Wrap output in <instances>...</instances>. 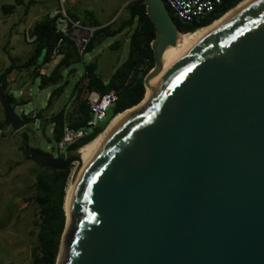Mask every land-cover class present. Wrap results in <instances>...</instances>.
I'll use <instances>...</instances> for the list:
<instances>
[{
	"label": "water",
	"instance_id": "1",
	"mask_svg": "<svg viewBox=\"0 0 264 264\" xmlns=\"http://www.w3.org/2000/svg\"><path fill=\"white\" fill-rule=\"evenodd\" d=\"M142 3L154 26L151 96L81 169L55 264H264V0L164 68L181 32L163 0ZM0 104L5 123L25 126L2 87ZM75 150L25 154L64 170Z\"/></svg>",
	"mask_w": 264,
	"mask_h": 264
},
{
	"label": "trees",
	"instance_id": "2",
	"mask_svg": "<svg viewBox=\"0 0 264 264\" xmlns=\"http://www.w3.org/2000/svg\"><path fill=\"white\" fill-rule=\"evenodd\" d=\"M16 1L20 2V0ZM241 1L243 0H222L221 4L212 12L202 17L193 18L190 21L179 19L170 9L169 12L174 18L179 31L187 33L210 25L214 20L219 19L220 16H223L225 12H228L229 9L231 10L232 7L238 5ZM57 5L59 7L58 1ZM13 7V5H2L5 13L11 12ZM27 9L28 7L25 10L26 13ZM125 9L126 16L121 19L116 27L112 23L102 25L98 20L94 19L91 12L88 10L84 11L86 18L90 19L88 20L89 25L95 26V30L86 45L85 52L93 50L105 38L114 37L130 29L126 58L114 69L108 79H104L98 74L96 62H89L84 65L85 73L83 78H87L86 89L88 91L96 90L101 94L109 90L117 92V100L112 106V114L109 119L125 111L127 108L136 106V104H139L144 99L143 97L146 94L144 78L154 66V54L151 48V41L154 37V26L146 14L145 5L142 3V0H130L126 3ZM66 11L72 18L81 20L78 15L70 12V10L67 9ZM31 31L36 37L31 43L29 56L20 62L12 59L9 65L0 70V87H2L5 96L12 104H14L15 99L8 90V75L14 69H31L32 77L34 79L40 78L39 87L43 88L59 83L63 79L61 71L70 68L73 63L80 61L82 57V54L76 50L74 43L69 38H65L61 50V58L49 74H41L40 70L53 60L52 51L60 38V34L56 31L55 17H51L49 13L44 14L39 20L34 22ZM119 45V41L115 40L109 46L117 48ZM67 83L68 78L65 79L63 84L53 89L49 95L48 103L53 96H59L63 92V88ZM80 83L81 80H77L73 86L71 94L74 98L71 96L72 105L66 114L63 107L47 119V122L52 124V135L56 142L61 138L64 126L78 128L90 117L87 100L81 97L82 87ZM20 115L25 124L33 120L23 112ZM37 117H40L38 111ZM106 124L97 126L88 136L70 144L67 150L80 149L89 143L107 127ZM6 126L10 125L5 123L4 120L0 122V129ZM27 140L28 136L24 132L23 150L28 147ZM71 171V166L61 170L38 164L32 191L29 196L24 197L26 201L36 206L37 209L38 229L35 245L31 249L32 264H55L61 235L65 226V197Z\"/></svg>",
	"mask_w": 264,
	"mask_h": 264
},
{
	"label": "rangeland",
	"instance_id": "3",
	"mask_svg": "<svg viewBox=\"0 0 264 264\" xmlns=\"http://www.w3.org/2000/svg\"><path fill=\"white\" fill-rule=\"evenodd\" d=\"M69 1L65 5L66 10H71L68 5ZM123 1L75 0V7L76 11H79L78 16L82 21H86L84 7L99 18L111 13V10L116 8L119 13L113 24L118 25L121 19L126 16V4L123 5ZM2 5H13L14 7L11 12L5 13ZM55 9H58L56 0H20V2L0 0V70L9 65L12 59L20 62L29 56L31 44L24 40V31L31 28L34 22L44 14L52 13ZM129 30L120 36L105 38L93 50L83 53L80 61L73 63L64 72L63 80L57 84L40 88V78L34 79L31 69H14L9 74L8 86V90L15 99L12 104L14 110L19 114L21 112L29 114L31 111L45 112L50 93L56 86L63 84L66 78H68V83L63 88V92L59 96L55 95L51 98L49 107L54 106L57 109L70 102L71 108V93L75 82L81 80L80 85H86V82L83 81L84 65L96 62L98 74L102 78L108 79L114 69L126 58ZM115 40L119 41V47H110L109 45ZM43 70L44 73L40 70L41 74L50 72V69H46V67ZM84 96L85 90L81 94L82 98ZM111 114L112 107L108 109L106 118L99 123V126L110 124L114 118L109 120ZM39 119L28 122L15 134H11V127L4 134H1L0 131V264H32L31 249L36 242L37 209L24 197L29 196L32 191L38 164L26 158L22 149L23 133L26 132L28 136L27 145L29 148H38L43 152L51 153L54 157L67 152V150L60 152L57 149V142L53 138L50 127H47L46 121L43 122V126H40ZM3 120L4 111L0 104V122ZM107 124L106 126L109 125ZM76 163L71 165L72 171Z\"/></svg>",
	"mask_w": 264,
	"mask_h": 264
},
{
	"label": "built area",
	"instance_id": "4",
	"mask_svg": "<svg viewBox=\"0 0 264 264\" xmlns=\"http://www.w3.org/2000/svg\"><path fill=\"white\" fill-rule=\"evenodd\" d=\"M59 7L49 15L55 17L56 31L60 34V38L52 51V56L56 57L61 54L62 46L65 38H69L75 45L76 50L83 54L86 45L91 38L94 26L84 24L79 19L72 18L66 11L65 5L68 0H57ZM174 15L183 21H190L193 18H198L212 12L222 0H163ZM24 40L31 44L35 40V34L32 33L31 28L24 31ZM43 69H41L42 71ZM87 84V78H83ZM82 92L85 90L84 98L87 100L90 109V117L82 126L72 128L64 126V131L61 138L57 141V149L61 152L67 150L68 146L78 139L88 136L94 128L99 126L107 116V111L113 106L117 100V92L109 90L105 93H99L96 90L88 91L86 85L82 86ZM82 94V93H81ZM64 113L70 109L69 104L64 106ZM33 120L37 119V111H31L26 114ZM110 120V119H109ZM12 129V128H11ZM13 132L16 130L12 129ZM68 151V150H67ZM63 153L60 154L62 156Z\"/></svg>",
	"mask_w": 264,
	"mask_h": 264
},
{
	"label": "bare ground",
	"instance_id": "5",
	"mask_svg": "<svg viewBox=\"0 0 264 264\" xmlns=\"http://www.w3.org/2000/svg\"><path fill=\"white\" fill-rule=\"evenodd\" d=\"M252 0H243L238 5L233 7L231 10L226 12L223 16H221L219 19L215 20L213 23H211L208 26H204L201 28H198L197 30L193 32H187V33H181L177 36L176 44L173 46H169L165 52L163 53V56L161 57V67H165L172 59H174L177 55L180 53L186 51L191 45L195 43V41L202 38L205 34H207L213 27L233 15L236 11L241 9L243 6H245L247 3H249ZM153 69L147 74L145 83L148 85L149 82H152L155 77H152ZM147 95L145 94L144 99L137 104L136 106L126 109L125 111L117 114L110 122V124L107 126L106 129H104L97 137L92 139L89 143L82 146L80 149H77L73 152L77 156V159L75 160L76 166L74 167L70 179L67 186V192L65 197V210L67 214V222L69 220V209H68V200L70 192L75 184V181L87 162L88 158L91 156V154L94 152V150L100 145V143L105 139V137L110 133V131L115 127V125L121 121L125 116L129 115L132 112H135L142 108L145 104H147L146 100H149L150 95V89L147 87L146 90ZM146 102V103H145Z\"/></svg>",
	"mask_w": 264,
	"mask_h": 264
},
{
	"label": "crops",
	"instance_id": "6",
	"mask_svg": "<svg viewBox=\"0 0 264 264\" xmlns=\"http://www.w3.org/2000/svg\"><path fill=\"white\" fill-rule=\"evenodd\" d=\"M128 1H130V0H124L123 1V5H125ZM68 5H69V8L72 10H70V12H72V13H74V14H76V15H79L78 14V12L79 11H76V7H75V0H70L69 1V3H68ZM124 7V6H123ZM120 8V7H119ZM85 10H88L89 12H91L92 14H93V17H94V19H96V20H98L102 25H105V24H109V23H112V25H114L113 23H114V21H115V17H116V15L119 13V10L118 9H116V8H113L111 11V13L109 12L107 15H102V17L101 18H99V17H97V15L96 14H94L91 10H89L88 8H85L84 7V9H83V11H85ZM121 11V10H120ZM84 17H85V20L86 21H84L83 20V22H84V24H85V22H86V24H88L89 25V21L88 20H90L89 18L87 19L86 18V15H85V13H84ZM117 25H114V27H116ZM95 27V26H94ZM124 32H126V30L125 31H123V32H121V33H119V34H117V35H115V36H120L121 34H123ZM61 58V54L60 55H58V56H56V57H54L53 58V60L50 62V63H48L45 67H46V69H50V71H51V69L54 67V65L58 62V60ZM52 64V65H51ZM44 69V68H43ZM67 69H63L62 71H61V73L62 74H64V72L66 71ZM44 70H42V73H44L43 72ZM49 74V73H48ZM46 75H47V73H46ZM8 80H9V75H8ZM61 80H63V79H61ZM65 81V80H64ZM73 97V96H72ZM74 98V97H73ZM67 104H69V106H70V102L69 103H66V104H63L62 106H60L59 108H57V109H55L54 108V106L53 107H49V103L47 104V110L45 111V112H42V111H38L39 113H40V119L37 117V119H39V122H40V126H43V122L44 121H46V123H47V127H50V130L52 131V124H50V123H48L47 122V119L53 114V113H55L56 111H58V110H60L61 108H63L65 105H67ZM10 127L11 126H7V127H5V129H0V131H1V134H4L8 129H10ZM24 128V127H23ZM43 128V127H42ZM12 130V129H11ZM17 131H19V130H17ZM16 131V132H17ZM16 132H13V130H12V132H11V134H15Z\"/></svg>",
	"mask_w": 264,
	"mask_h": 264
},
{
	"label": "flooded vegetation",
	"instance_id": "7",
	"mask_svg": "<svg viewBox=\"0 0 264 264\" xmlns=\"http://www.w3.org/2000/svg\"><path fill=\"white\" fill-rule=\"evenodd\" d=\"M28 146V145H27ZM29 147H27L25 150H27ZM25 150H24V152H25Z\"/></svg>",
	"mask_w": 264,
	"mask_h": 264
}]
</instances>
